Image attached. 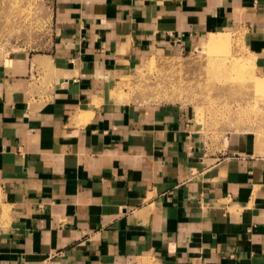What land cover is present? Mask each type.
I'll use <instances>...</instances> for the list:
<instances>
[{"label": "crops", "instance_id": "0c3cea01", "mask_svg": "<svg viewBox=\"0 0 264 264\" xmlns=\"http://www.w3.org/2000/svg\"><path fill=\"white\" fill-rule=\"evenodd\" d=\"M52 24L0 60V264H264L256 143L205 151L184 106L104 98L154 47L229 28L264 70V0H54Z\"/></svg>", "mask_w": 264, "mask_h": 264}, {"label": "rangeland", "instance_id": "374dc122", "mask_svg": "<svg viewBox=\"0 0 264 264\" xmlns=\"http://www.w3.org/2000/svg\"><path fill=\"white\" fill-rule=\"evenodd\" d=\"M53 2L0 0V60L16 50L39 52L47 46L54 29ZM207 35L188 50L154 47L111 78L104 98L126 106L182 105L205 151L241 134L264 154V70L237 28ZM5 214L4 209L0 221ZM137 264L153 262L139 258Z\"/></svg>", "mask_w": 264, "mask_h": 264}, {"label": "bare ground", "instance_id": "6f19581e", "mask_svg": "<svg viewBox=\"0 0 264 264\" xmlns=\"http://www.w3.org/2000/svg\"><path fill=\"white\" fill-rule=\"evenodd\" d=\"M217 43V38L212 36L211 39H210V44L211 45H215Z\"/></svg>", "mask_w": 264, "mask_h": 264}, {"label": "built area", "instance_id": "2783aa9c", "mask_svg": "<svg viewBox=\"0 0 264 264\" xmlns=\"http://www.w3.org/2000/svg\"><path fill=\"white\" fill-rule=\"evenodd\" d=\"M37 264H51V262L49 260H45V261L37 263Z\"/></svg>", "mask_w": 264, "mask_h": 264}]
</instances>
